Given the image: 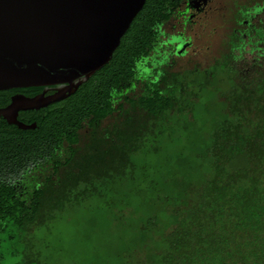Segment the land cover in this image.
I'll use <instances>...</instances> for the list:
<instances>
[{
  "label": "trees",
  "instance_id": "obj_1",
  "mask_svg": "<svg viewBox=\"0 0 264 264\" xmlns=\"http://www.w3.org/2000/svg\"><path fill=\"white\" fill-rule=\"evenodd\" d=\"M178 3L146 0L111 60L74 93L19 111L34 129L0 117V264L29 258V229L90 188L103 216L97 224L114 228L98 239L114 246L115 264H264V38L249 56L234 42L206 68L160 73L130 101L145 120L127 114L97 137L77 173L57 175L75 158L82 126L94 129L118 108L113 93L158 46V27ZM42 89L14 90L32 97ZM14 90L0 91V108Z\"/></svg>",
  "mask_w": 264,
  "mask_h": 264
},
{
  "label": "water",
  "instance_id": "obj_2",
  "mask_svg": "<svg viewBox=\"0 0 264 264\" xmlns=\"http://www.w3.org/2000/svg\"><path fill=\"white\" fill-rule=\"evenodd\" d=\"M146 0H0V91L65 85L46 95H12L0 117L34 129L19 111L65 99L107 64Z\"/></svg>",
  "mask_w": 264,
  "mask_h": 264
},
{
  "label": "rangeland",
  "instance_id": "obj_3",
  "mask_svg": "<svg viewBox=\"0 0 264 264\" xmlns=\"http://www.w3.org/2000/svg\"><path fill=\"white\" fill-rule=\"evenodd\" d=\"M237 11L238 8L228 5L224 16L215 18L203 29H199L198 26L191 31L187 29L185 34L192 37V44L187 48L186 53L181 54L178 52L173 54L168 45L161 44V41L167 37L163 35V30L168 34L175 33L173 29L175 20H170L166 25L160 26L158 35L160 49L151 51L149 59L139 60L133 81L113 93V107H118L114 113L102 120L94 129L86 124L82 126L79 130V142L74 146L75 158L70 164L60 168L57 175L66 178L69 174L77 173L79 170L77 161L85 157L94 147L97 137L105 139L111 135L127 114L145 120V113L132 105L130 101L143 95L152 82H157L160 73L183 72L196 66L205 68L212 65L214 61L221 60L229 47V32L236 28L240 21ZM250 22L254 26L250 36L235 40L236 47L242 48L244 56H249L248 52L255 46L257 39L264 38V12L252 18ZM176 28L182 30L184 27L180 25ZM149 61L151 64L148 63ZM158 85L163 86L161 82ZM149 143L150 139L147 142L145 140L140 156L143 157ZM161 145L164 147L163 144ZM61 157H65L64 151ZM142 162L144 163V160ZM49 171L47 169L45 172H36L35 176L40 178L43 173L46 174ZM76 192L77 190H74L69 195L77 199V202L69 203L64 211H57L55 219L39 230L35 227L29 229L28 241L31 244L26 254L32 257L34 262H29L30 257L22 256L21 264H115L114 257H110L114 246H104L99 242L102 235L107 238L108 231L114 228L112 226L109 230L97 224L103 217L97 214V199L87 198L89 195L96 197L95 191L90 188L85 194ZM116 217L120 218L116 215L115 219L109 217L108 220L113 219V222H117Z\"/></svg>",
  "mask_w": 264,
  "mask_h": 264
},
{
  "label": "flooded vegetation",
  "instance_id": "obj_4",
  "mask_svg": "<svg viewBox=\"0 0 264 264\" xmlns=\"http://www.w3.org/2000/svg\"><path fill=\"white\" fill-rule=\"evenodd\" d=\"M228 5H233L235 8H238L237 12L240 21L237 27L233 28L229 32V38H228L229 47L227 52L223 55L224 57L229 52L230 47L233 45L235 40H242L250 36L251 32L254 29V26L251 24L250 21L252 18H255L258 14L260 15L261 13L264 12V0H179L178 5L171 12L169 18L160 25V26H164L170 20H175L176 23H174L173 26V29H175V33L168 34L166 33L165 30H163L162 32L163 35L167 37L161 41V44L163 43L164 45H168V47L172 49L173 54L174 52H178V54L186 53L187 48H189L190 45L192 44V37L185 34L187 29L191 31L195 26H198L199 29L201 28L203 29L204 27H206L208 23H210L215 18H219V16L222 17V15L224 16L225 8ZM180 25L184 27L182 30L181 29L178 30L176 28L177 26ZM160 26L158 27V35H159ZM161 44L159 43L160 46L158 45L154 50L156 51L157 49H160L159 47H161ZM149 53L139 60L147 59L149 57ZM148 63L151 64L150 61ZM194 68H200V67L196 66ZM147 70L149 69L147 68ZM133 79L134 76L129 81V83L132 82ZM64 87L65 85L63 84L46 86L43 87L41 92L45 91V94L49 95L56 92V90L63 89ZM9 90H14V89H9ZM12 95H25V94L21 91L14 90Z\"/></svg>",
  "mask_w": 264,
  "mask_h": 264
}]
</instances>
